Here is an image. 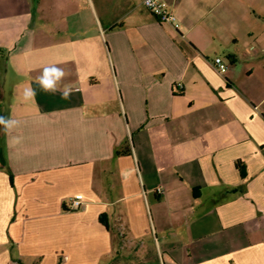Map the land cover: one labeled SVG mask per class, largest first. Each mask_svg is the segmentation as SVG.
<instances>
[{"label": "crops", "instance_id": "1", "mask_svg": "<svg viewBox=\"0 0 264 264\" xmlns=\"http://www.w3.org/2000/svg\"><path fill=\"white\" fill-rule=\"evenodd\" d=\"M164 1L0 0V264H264V0Z\"/></svg>", "mask_w": 264, "mask_h": 264}, {"label": "clouds", "instance_id": "2", "mask_svg": "<svg viewBox=\"0 0 264 264\" xmlns=\"http://www.w3.org/2000/svg\"><path fill=\"white\" fill-rule=\"evenodd\" d=\"M147 2V0H146ZM67 73L62 68L57 66L56 64H51L44 66L41 74L36 78V84L40 91L46 94H56L57 92L60 93L62 99H69L73 88L71 84H64L61 87V82L66 77ZM37 95L36 88H33L29 85L27 88L24 89V99L34 101ZM20 126V121L11 118L10 116H0V130H2L5 135L13 132ZM13 139L19 143L20 137L16 136Z\"/></svg>", "mask_w": 264, "mask_h": 264}, {"label": "built area", "instance_id": "3", "mask_svg": "<svg viewBox=\"0 0 264 264\" xmlns=\"http://www.w3.org/2000/svg\"><path fill=\"white\" fill-rule=\"evenodd\" d=\"M143 6L151 12L161 23L169 24L173 26L174 29L179 28L178 18L170 11L164 0H142ZM214 67L216 70L222 74H225L229 69L228 62L222 57H216L213 60ZM180 89V86H178ZM70 210L78 211L82 208L83 203L78 199H70Z\"/></svg>", "mask_w": 264, "mask_h": 264}, {"label": "trees", "instance_id": "4", "mask_svg": "<svg viewBox=\"0 0 264 264\" xmlns=\"http://www.w3.org/2000/svg\"><path fill=\"white\" fill-rule=\"evenodd\" d=\"M239 166V165H238Z\"/></svg>", "mask_w": 264, "mask_h": 264}]
</instances>
